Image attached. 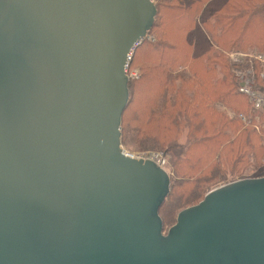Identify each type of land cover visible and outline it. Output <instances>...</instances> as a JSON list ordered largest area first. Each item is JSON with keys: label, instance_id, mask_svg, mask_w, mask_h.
Wrapping results in <instances>:
<instances>
[{"label": "water", "instance_id": "water-1", "mask_svg": "<svg viewBox=\"0 0 264 264\" xmlns=\"http://www.w3.org/2000/svg\"><path fill=\"white\" fill-rule=\"evenodd\" d=\"M154 0H0V264H264V177L165 234L171 176L122 146Z\"/></svg>", "mask_w": 264, "mask_h": 264}, {"label": "trees", "instance_id": "trees-1", "mask_svg": "<svg viewBox=\"0 0 264 264\" xmlns=\"http://www.w3.org/2000/svg\"><path fill=\"white\" fill-rule=\"evenodd\" d=\"M154 1V27L129 65L139 77L129 81L122 143L132 136L140 148H155L169 162L171 191L160 208L166 227L215 187L264 177V137L254 131V107L219 52L264 54V0ZM262 70L253 63L255 88L264 92Z\"/></svg>", "mask_w": 264, "mask_h": 264}, {"label": "rangeland", "instance_id": "rangeland-1", "mask_svg": "<svg viewBox=\"0 0 264 264\" xmlns=\"http://www.w3.org/2000/svg\"><path fill=\"white\" fill-rule=\"evenodd\" d=\"M155 2V1H154ZM220 54L223 55V60H225V58L230 62L232 63L233 65V70H232V74L230 73V75L234 78H236V80H239L240 81V78L238 77V74H242L244 75V72L247 71V69H249L251 67V64H252V59L253 57H256L258 55H263V53L261 51H253V50H240V49H234V50H230V49H226V50H222V52L219 50ZM242 55H245V58H241ZM245 59V60H244ZM223 60L221 61V75H224V74H227V70L223 67L224 65V62ZM128 72H137L138 75H139V72L138 70H130ZM218 73V72H217ZM241 83V82H240ZM240 110H243V112H246L247 111V107L246 108H242ZM239 110V111H240ZM231 117H235L236 116V113L233 111L231 112L230 110L227 111ZM247 114H250V113H247ZM241 119L242 117L246 119V116H243L241 115L240 116ZM252 117L255 119V124H254V131L256 134H259L256 132V129H255V126L259 125L262 123V120H259L257 119V112L253 111V115ZM243 121V120H242ZM245 122V121H243ZM123 132V131H122ZM122 140H123V136H122ZM123 142V141H122ZM181 142H183V140H181ZM126 143L127 144H124L122 143V146L123 148L129 152L130 154L132 155H144L145 157L149 155V153H158V154H163V152L161 151H158V150H155V148H152V147H149L147 148L148 150H143L142 148H140L135 142H134V139L132 136H128L126 138ZM165 157V155H164ZM166 159V158H165ZM169 174H170V170H171V167H170V164L169 162L167 161L166 159V165L163 167ZM171 176V174H170ZM249 178H253V177H249ZM243 179H246V178H243ZM239 180H242V179H239ZM238 181V180H236ZM235 182V181H234ZM231 183V182H229ZM226 185V184H224ZM220 186H223V185H220ZM218 186V187H220ZM218 187H215L214 189L218 188ZM213 189V188H212ZM213 189V190H214ZM212 191V190H210ZM206 196V195H205ZM201 202V201H200ZM199 202V203H200ZM194 206V205H192ZM191 207V206H190ZM188 208V207H187ZM186 209V208H185ZM184 210V209H183ZM182 211V210H181ZM180 211V212H181ZM179 212V213H180ZM178 213V214H179ZM178 216V215H177ZM177 219V218H176ZM176 219H170L167 224H166V227H165V234L168 232V230L176 223Z\"/></svg>", "mask_w": 264, "mask_h": 264}, {"label": "built area", "instance_id": "built-area-1", "mask_svg": "<svg viewBox=\"0 0 264 264\" xmlns=\"http://www.w3.org/2000/svg\"><path fill=\"white\" fill-rule=\"evenodd\" d=\"M138 43L136 47L139 45ZM135 47V48H136ZM135 50V49H134ZM134 51L130 54V61L131 57L133 56ZM241 58H245V55H242ZM245 60V59H244ZM259 62L263 68L261 72V79L264 82V54L258 55L256 57H253L252 64L247 71L244 72V75L241 73L238 74V77L240 78V88L239 91L241 94L245 95L249 101L252 103L255 112H257V119L262 120V123L255 126L256 132L259 133L264 137V92L257 90L255 88L254 84V77H253V63ZM129 66L126 69L127 75H129L130 79H136L139 77L137 72H128ZM243 121H246L245 118L242 117ZM132 155V154H131ZM132 157L136 159H143V160H152L160 167H164L166 165V159L163 154L158 153H149L148 156L144 155H132Z\"/></svg>", "mask_w": 264, "mask_h": 264}, {"label": "bare ground", "instance_id": "bare-ground-1", "mask_svg": "<svg viewBox=\"0 0 264 264\" xmlns=\"http://www.w3.org/2000/svg\"><path fill=\"white\" fill-rule=\"evenodd\" d=\"M143 40H144V39H143ZM143 40H142V41H143ZM142 41H141V42H142ZM141 42H140V43H141ZM135 47H136V46H135ZM132 57H133V56H132ZM132 57H131V60H132ZM130 62H131V61H130ZM129 65H130V64H129ZM128 77H129V75H128ZM129 80H130V78H129ZM162 168H163V167H162Z\"/></svg>", "mask_w": 264, "mask_h": 264}]
</instances>
